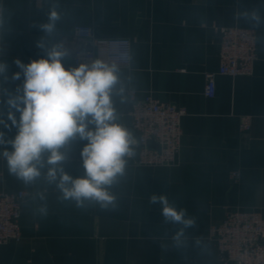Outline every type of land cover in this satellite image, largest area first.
I'll use <instances>...</instances> for the list:
<instances>
[{
	"label": "crops",
	"instance_id": "0c3cea01",
	"mask_svg": "<svg viewBox=\"0 0 264 264\" xmlns=\"http://www.w3.org/2000/svg\"><path fill=\"white\" fill-rule=\"evenodd\" d=\"M53 8L60 19L47 34L39 25L48 22ZM254 10L259 23L242 15ZM78 25L91 27L95 37L131 41V63L118 67L112 95L117 123L129 127L133 101L149 93L186 110L178 161L139 165L134 144L124 175L109 188L115 207L102 209L92 201L79 207L63 199L57 182L47 177L51 165L45 163L41 175L25 184L0 155V190L30 193L22 204V237L0 245V264H225L211 228L223 221L226 208L264 216V0H0V62L8 65L7 79L0 77L5 140L18 131L9 114L20 118L8 103L22 95L24 76L15 61L26 65L46 58L47 49L62 42V63L69 64ZM225 26L255 29L258 59L251 75L216 74V94L208 97L206 75L219 70V29ZM15 73L19 79L12 78ZM244 117L251 122L246 131L240 125ZM87 143L77 135L62 149L61 166L74 178L85 175L81 152ZM5 149L12 147L0 146V153ZM235 170L238 182L231 178ZM161 192L196 220L179 245L173 237L183 226L166 222L161 206L149 202Z\"/></svg>",
	"mask_w": 264,
	"mask_h": 264
},
{
	"label": "clouds",
	"instance_id": "9594fccd",
	"mask_svg": "<svg viewBox=\"0 0 264 264\" xmlns=\"http://www.w3.org/2000/svg\"><path fill=\"white\" fill-rule=\"evenodd\" d=\"M242 15H250L257 23L261 19L255 10ZM59 19V13L53 8L48 22L39 27L51 34ZM38 47L44 48V44L38 43ZM66 55L61 42L47 49L46 58L26 65L15 61L23 73L24 83L22 95L8 103L20 112L18 122L9 114L18 131L11 140H5L0 133V146L10 144L12 147L11 151L5 149L0 155L6 159L10 174L25 184L38 178L46 163L52 166L47 172L49 182H57L63 199L74 200L79 207L86 201L95 202L102 209L115 207L116 197L109 188L124 175L126 158L135 154L133 134L116 122L112 101L113 90L119 82V69L102 60L66 69L62 63ZM7 70L8 65L0 62V77L7 79ZM12 78L19 79L20 73ZM89 124H94L95 129L89 130ZM77 135L88 143L81 152L85 175L74 178L61 162L66 159L62 149ZM149 202L161 206L166 222L183 226L173 237L177 245L182 243L184 230L195 226V218L189 216L186 209L171 204L166 193H153Z\"/></svg>",
	"mask_w": 264,
	"mask_h": 264
},
{
	"label": "built area",
	"instance_id": "2783aa9c",
	"mask_svg": "<svg viewBox=\"0 0 264 264\" xmlns=\"http://www.w3.org/2000/svg\"><path fill=\"white\" fill-rule=\"evenodd\" d=\"M79 39L73 49L71 62L66 69L80 64L102 60L118 67L131 63L132 44L127 37H95L92 28L75 27ZM220 33V67L217 72L206 75L205 94H216V74L237 77L251 75L258 59L255 29L240 26H225ZM129 129L139 147L137 164L144 166H172L178 161L183 135V107L164 102L149 93L142 100H134L130 110ZM241 129L249 130V117L241 121ZM233 182H238L240 172L231 173ZM30 195L26 190L7 192L0 190V245L19 241L22 237L20 216L22 204ZM211 237L216 241L219 257L225 264H264V216L259 210L241 207L226 208L223 221L211 228Z\"/></svg>",
	"mask_w": 264,
	"mask_h": 264
}]
</instances>
